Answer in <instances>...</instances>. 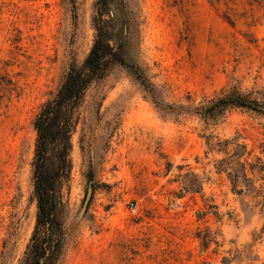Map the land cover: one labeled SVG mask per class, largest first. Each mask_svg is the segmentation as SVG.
Masks as SVG:
<instances>
[{"label": "rangeland", "instance_id": "obj_1", "mask_svg": "<svg viewBox=\"0 0 264 264\" xmlns=\"http://www.w3.org/2000/svg\"><path fill=\"white\" fill-rule=\"evenodd\" d=\"M112 1L103 17L112 44L122 31L128 63L160 103L194 111L235 90L264 99V0ZM97 3L0 0V264H21L30 244L34 122L89 55ZM154 101L121 66L87 91L63 190L60 264H264V173L251 169L264 163V117L229 109L202 118ZM235 142L247 148L233 160L254 188L220 170Z\"/></svg>", "mask_w": 264, "mask_h": 264}, {"label": "trees", "instance_id": "obj_2", "mask_svg": "<svg viewBox=\"0 0 264 264\" xmlns=\"http://www.w3.org/2000/svg\"><path fill=\"white\" fill-rule=\"evenodd\" d=\"M112 0H98V16L95 18L97 31L94 45L84 63L72 65L58 93L42 107L36 116L34 127L37 132L34 167V195L37 200V222L21 264H60L67 245L64 215L63 190L70 181L73 168L71 153L72 136L78 123V112L89 88L105 80L113 67L121 66L132 70L136 79L152 94L156 106L168 113L196 114L202 118L222 116L229 109H242L264 117V99L232 91L211 103H205L194 111L189 107L177 110L155 99V92L146 77L126 58L124 33L117 35V44H112V35L104 21ZM235 153L220 162L221 171L229 172L234 185L243 179L248 188H254L247 176L246 164L234 162L247 154L245 145L232 143ZM208 145L213 147V145ZM230 142H225L227 155ZM216 146L222 147V143ZM253 173L262 175L264 163L258 158L251 167ZM251 189V188H250ZM241 193V191H239ZM207 244L204 242V245Z\"/></svg>", "mask_w": 264, "mask_h": 264}, {"label": "water", "instance_id": "obj_3", "mask_svg": "<svg viewBox=\"0 0 264 264\" xmlns=\"http://www.w3.org/2000/svg\"><path fill=\"white\" fill-rule=\"evenodd\" d=\"M93 157H94V151H92V159H93ZM92 195H93V189L90 186V188L88 190L87 197H86L85 202H84V205H83L82 210L79 214V219L83 218L86 215V213L88 211V207H89L91 199H92Z\"/></svg>", "mask_w": 264, "mask_h": 264}, {"label": "built area", "instance_id": "obj_4", "mask_svg": "<svg viewBox=\"0 0 264 264\" xmlns=\"http://www.w3.org/2000/svg\"><path fill=\"white\" fill-rule=\"evenodd\" d=\"M131 210H132L133 213H136V211H137V205L134 206V205L132 204Z\"/></svg>", "mask_w": 264, "mask_h": 264}]
</instances>
